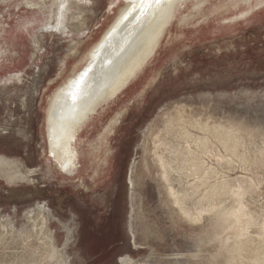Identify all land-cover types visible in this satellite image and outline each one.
Listing matches in <instances>:
<instances>
[{"label":"rangeland","instance_id":"374dc122","mask_svg":"<svg viewBox=\"0 0 264 264\" xmlns=\"http://www.w3.org/2000/svg\"><path fill=\"white\" fill-rule=\"evenodd\" d=\"M125 4L90 0L74 9L70 28L88 33L75 42L41 33L34 62L20 68L21 81L0 84V155L14 159L23 173L36 169L29 181L0 178V264H123L122 257L132 264L264 262V0H185L144 68L82 133L78 173L66 176L49 161L51 94L84 58L78 68L83 66L85 53ZM116 114L121 116L114 131L102 139ZM227 133L229 148L223 142ZM162 142L159 153L175 167L170 183L187 192L180 196L183 206L212 208L200 222L183 216L169 194L155 153ZM109 149L107 175L94 181L91 160L105 159ZM188 149L193 152L186 160ZM196 158L206 169L197 177L189 164ZM224 181L231 190L220 187ZM236 183L246 188L244 195L234 193ZM195 184L199 189L192 192ZM241 204L243 235L233 214ZM67 224L73 230L68 243Z\"/></svg>","mask_w":264,"mask_h":264},{"label":"bare ground","instance_id":"6f19581e","mask_svg":"<svg viewBox=\"0 0 264 264\" xmlns=\"http://www.w3.org/2000/svg\"><path fill=\"white\" fill-rule=\"evenodd\" d=\"M125 1H126V4L119 11V14L116 16L114 21L104 31V33L98 39V41L85 53V63L83 64V66L78 68L84 58L81 61L79 60L77 62V64L74 66L73 70L71 71L70 76L60 86L56 88V90L53 92V94H51V97L49 99L47 110H46V142H47V153L49 154L48 159L50 162L53 163L52 166H55L60 172L64 173L66 176H70V177L74 176L76 173H78V171L82 167V164H83L82 153L84 149H81L82 146L80 145L81 143L79 141V139L83 140L84 138L82 137V133L86 129H88L91 126V124L95 121V117L100 112V110L104 109L115 98H117L118 95L130 84V82L144 68V66L147 64L149 59L154 54L162 36L164 35V32L168 24L175 17L179 9V6L185 0H125ZM89 2L90 0H0V84H8L11 82L21 81V77L23 76L24 69H20V68L29 66L32 62H34L33 60L35 58L36 49H38L39 47L38 39L41 33L57 32L61 35H67L71 37V40L74 42H75L76 36H79L80 34L88 33L87 31L88 28L83 29L82 33L80 34L74 32L70 28L69 22L71 21L73 11H75L74 9L79 8L83 5H88ZM115 3L116 1H113L110 4V7H109L110 10H112V7H114ZM84 7L85 6H83V8ZM247 13H241V15L245 16L247 15ZM80 18L81 16L76 17L78 21ZM77 45L78 44L76 43L74 45L73 50L70 51L71 55L76 53ZM66 63H67V59H63L61 62L62 67H64ZM177 110L180 112L179 109ZM120 116L121 114H116L114 118L109 121L108 125L105 127L103 135H101L102 139H106L109 133H112L114 131V127L118 123ZM168 118L170 120V117ZM172 119L170 121L167 119V121L171 122ZM169 122L167 124H169ZM189 122H191V119ZM192 124H195V122ZM200 125L201 124H199V126ZM173 126L174 125H172L171 128H173ZM179 127L178 129L184 128L182 126H181L182 128H179ZM202 128H200L199 130L200 132L202 131ZM208 129L210 128L208 127ZM191 130H192V127H191ZM213 130H214V127H213ZM205 131H206V128H205ZM209 131H212V130H209ZM209 131H206V132H209ZM214 131L212 132L214 133ZM193 134L190 133L187 137L192 138ZM230 134L227 133L226 139H224L223 141L226 148H229L228 144L231 145L230 137L232 136ZM178 136L176 138H178ZM216 136L217 135H215L214 137ZM184 137H186V135ZM197 138L196 140L198 141L199 139ZM201 138L203 137L201 136ZM212 138L213 136L211 137V139ZM178 139H181V138H178ZM174 140H175V137H174ZM208 140H210V138H208ZM187 141H189V139ZM189 142L187 143V145L189 144ZM164 144L165 142H162L159 145H157L155 153H156V156L158 157L157 158L158 163L160 164L161 169H162V172H161L162 178L168 184L167 189L169 191V194L173 197L174 203L177 206H179L180 210L182 211L183 216H185L191 221H194L195 223L200 222L203 220L204 214L211 211L212 208H206V207L198 208L199 206L198 205L197 206L198 209L196 208V211H191L187 206H183L184 203L180 200V196L186 195L187 192L184 191L185 193L181 194V191L178 188H176L172 183H170L171 182L170 172L172 173L175 167L174 165H172L171 162H169V160H167L168 157L166 155L165 156L167 157V159L163 154L159 153V148L162 147ZM232 145L234 146L233 148L236 150L237 142L234 141ZM230 148H232V146H230ZM99 149L101 152V146ZM192 150L193 149H188L186 151L185 157L183 156L186 160H188V156H189L187 154L188 153L191 154L193 152ZM180 152L182 153V151ZM112 155H113V149H109L105 159H100V157L97 158V156H95V159L91 160L94 162V172L92 175L94 181H97V178H101V180H103L102 178H104V176L106 175L108 166H110L111 164ZM176 155H179V154H176ZM174 158H176V156H174L173 159ZM198 158H196V160L194 161H190L189 159V161L191 162V163L189 162V164H192L191 168L193 167L192 169L189 167L190 170H192L191 175L194 174L195 177H197L198 173L201 172L204 166L203 163H201L198 160ZM181 161H177V162H181ZM178 168L181 169V167H178ZM35 171L36 169L35 170L32 169L28 171V173H23L16 166V162L14 159L8 158L7 156L3 154L0 155V178H3L5 182L6 181L9 182V184L29 181L31 179L30 176L33 175ZM203 171H206V169L203 168ZM208 172L210 171H207L206 173ZM201 182L202 181H200V183ZM220 185H222L220 187H222V189L224 188L226 191H228V189L229 190L232 189L230 188L231 186L228 184V181H224V184H220ZM216 187L215 189H217L219 185L217 188ZM198 189L199 187L197 186V184L192 186V192ZM245 189L246 188L241 183H238L236 186H234L233 191L237 195L242 196L244 195ZM213 194L214 193L212 192L209 196L212 197ZM202 202L205 203L204 200ZM233 214L235 215L236 222L239 223L236 232L237 234L243 235L244 234L243 232H245L244 230L245 227L244 225L241 224L242 217L245 214L243 205L241 204L238 210L233 211ZM66 229H67L66 231H67V243H68L70 239L72 238L73 230H72V227H70L68 224L66 225ZM244 242L246 241L244 240ZM248 242L250 241L248 240ZM244 245L242 246L245 247ZM238 248L240 247L238 246ZM244 253L246 252L244 251ZM257 257L261 258V256H257ZM132 262H133V259L130 257L121 258V263L123 264H132ZM258 262L259 264H264V262L261 260H259Z\"/></svg>","mask_w":264,"mask_h":264},{"label":"flooded vegetation","instance_id":"af4514ba","mask_svg":"<svg viewBox=\"0 0 264 264\" xmlns=\"http://www.w3.org/2000/svg\"><path fill=\"white\" fill-rule=\"evenodd\" d=\"M106 175H107V172H106ZM106 175H105V177H106Z\"/></svg>","mask_w":264,"mask_h":264}]
</instances>
